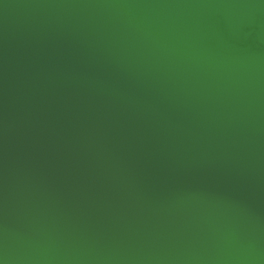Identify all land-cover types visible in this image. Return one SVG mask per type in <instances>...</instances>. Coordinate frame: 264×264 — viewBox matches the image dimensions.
<instances>
[{"label":"water","instance_id":"1","mask_svg":"<svg viewBox=\"0 0 264 264\" xmlns=\"http://www.w3.org/2000/svg\"><path fill=\"white\" fill-rule=\"evenodd\" d=\"M0 264H264V0H0Z\"/></svg>","mask_w":264,"mask_h":264}]
</instances>
